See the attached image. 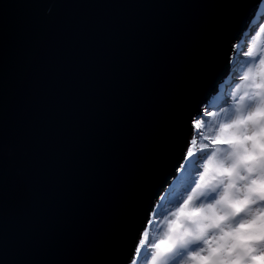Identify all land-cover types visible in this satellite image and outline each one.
Listing matches in <instances>:
<instances>
[{"label": "water", "instance_id": "1", "mask_svg": "<svg viewBox=\"0 0 264 264\" xmlns=\"http://www.w3.org/2000/svg\"><path fill=\"white\" fill-rule=\"evenodd\" d=\"M261 0H0V264H129Z\"/></svg>", "mask_w": 264, "mask_h": 264}, {"label": "clouds", "instance_id": "2", "mask_svg": "<svg viewBox=\"0 0 264 264\" xmlns=\"http://www.w3.org/2000/svg\"><path fill=\"white\" fill-rule=\"evenodd\" d=\"M251 70L264 82V63ZM207 131L229 143L206 157L196 186L165 217L167 231L199 242L180 264H264V101Z\"/></svg>", "mask_w": 264, "mask_h": 264}, {"label": "rangeland", "instance_id": "3", "mask_svg": "<svg viewBox=\"0 0 264 264\" xmlns=\"http://www.w3.org/2000/svg\"><path fill=\"white\" fill-rule=\"evenodd\" d=\"M263 1L264 0H261V2ZM252 16L254 17V15ZM255 19H256L255 23L251 24L249 28L244 30L242 37H240L239 39L238 46L236 43L234 47V49L237 47L242 49L239 53L240 57H242L243 52L248 51L249 48H251L253 53L256 54L257 56L261 53V50H264V7L261 13L257 15V18ZM252 21L253 20H251V22ZM234 53L236 52L234 51ZM238 58L239 57L237 56V54H235L231 63L230 72L228 74L229 75L228 80L230 83H228L225 87L221 88V93H220L221 95L227 94L228 97H230V94L232 93L233 90L232 84L239 75H243V71L239 72V74L236 75L235 77L232 74L233 71L235 70L234 65ZM245 59L252 60V58H245ZM258 66H259V60L257 59L254 61L253 67L258 68ZM243 90H244V84L243 86H241L239 93L242 94ZM216 101L210 99L206 104H204L201 107V112L198 115V118L197 117L194 118L192 122V126H193L192 136L194 137V139H198L199 143L192 144L191 146L189 144V147L184 157L185 159L182 162V166L178 169L179 171L177 172V175L174 178L173 181L174 185L172 186V189H170L169 194H167L166 196L160 199L158 211L156 214H154V217L151 220L152 223H149V221L147 223L149 226V231L140 238V241L142 239L145 241V244L142 247L141 254L140 256L134 255L133 259L130 262L131 264H133V261H135V264H150V259H151L150 253L153 250L150 249L148 245L150 243H155L157 240L163 237L164 233L167 231V224H168V221L165 219V216H167L169 220L173 218L170 215V212L173 211L174 208L178 206L180 202H182L183 198L186 196L188 192L191 191V187L194 185L195 180L198 178L196 174V169L199 168L200 170H202L201 167L202 163L204 159H206V153L201 152V145L207 143V141H205L203 137L209 135L207 131L209 127L215 128L219 123V120L216 116H212V117L207 116V113L209 111L212 112L218 111V108L216 107ZM229 104H232L230 100H229ZM197 120L202 121V125H196L195 122ZM189 150H191L194 153V155L186 159ZM197 159L199 160L197 161ZM210 196L211 194L208 197ZM140 241L137 246L140 245ZM198 246H199V242H190L186 246H177L171 252L161 256L158 261V264H180V261L183 259L186 252Z\"/></svg>", "mask_w": 264, "mask_h": 264}, {"label": "snow or ice", "instance_id": "4", "mask_svg": "<svg viewBox=\"0 0 264 264\" xmlns=\"http://www.w3.org/2000/svg\"><path fill=\"white\" fill-rule=\"evenodd\" d=\"M242 49L237 47L234 49L237 56L239 57L234 65L233 76L239 74V72L243 71V75L240 76V80L246 82L244 84V90L242 94L237 97V93L233 91L231 96L235 98L234 103L229 104V97L227 94H222L221 96L217 97L216 107L218 108L217 112L209 111L207 113L208 117L216 116L221 121H229L232 119V116L237 112H248L254 106L261 104L264 101V91H260L259 89H264V82L260 81V77L258 74H254L252 72L253 64L255 60H259V64L264 63V50H261V53L257 56L253 53L252 49L249 48L248 51L243 52V56L240 57L239 53ZM245 58H252V60L245 59ZM236 89L241 88L240 83L235 84ZM256 88L257 91H251V89ZM196 125H202V121L197 120ZM203 139L207 141L201 145V152L206 153V157L215 151L217 148H222L223 146L227 145L229 141L227 139L223 140H216L210 136H204ZM215 149V150H213ZM194 153L189 150L187 157H192ZM205 160V159H204ZM202 170L199 168L196 169L197 179L195 180L194 185L191 187V190L197 184V180L200 178ZM206 178V177H205ZM203 183V181H201ZM191 192V191H190ZM188 192L186 196L190 193ZM186 196L183 198L185 199ZM183 201V200H182ZM181 203V202H180ZM179 203V204H180ZM167 217V216H165ZM149 223H152L150 220ZM168 228V225H167ZM190 243V239L188 236L182 235L178 231L169 232L166 231L163 237L157 240L155 243H150L148 247L152 249L150 256V264H158V261L161 256L171 252L177 246H186ZM145 241L142 239L140 241V245L135 249V255L140 256L142 247L144 246ZM135 264V261H133Z\"/></svg>", "mask_w": 264, "mask_h": 264}, {"label": "bare ground", "instance_id": "5", "mask_svg": "<svg viewBox=\"0 0 264 264\" xmlns=\"http://www.w3.org/2000/svg\"><path fill=\"white\" fill-rule=\"evenodd\" d=\"M259 4H260V5H259ZM259 4H258L259 6H257L258 8H256V10H255V12H254V14H253L254 17L252 16L253 19L251 18V20H253V21L251 22V20H250L249 23L247 24L246 28H249V27L251 26V24H254L255 21H256L255 18H257V15H259V14L261 13V11H262V9H263V7H264V1H263V2H260ZM261 7H262V8H261ZM241 37H242V36H241ZM238 42H239V41H238ZM238 42H237V46H238ZM235 45H236V44H235ZM235 54H236V53H233V54H232V60H233ZM231 63H232V61H231ZM240 76H242V75H239V76L235 79L234 83L232 84V87H233L232 92L235 91V92L237 93V96L240 94L239 92H240V89H241V88H240V89H236L235 84H236V83H240L241 86H243V84L246 83V82L240 80V78H239ZM228 77H229V75H227V76L225 77L224 81H222V82L219 84V89L217 90V93H216L215 95H212L211 99H212L213 101H216V100H217V97H218V96H221V94H220V93H221V88L225 87L228 83H230L229 80H228ZM229 100H230L232 103H234L235 98L232 97L231 94H230ZM193 135H194V134H193ZM196 143H199V140H198V139H194V137L192 136V138H191L190 141H189L190 146H191L192 144H196ZM184 159H185V158H184ZM184 159H183V160H184ZM198 160H199V159H197V161H198ZM182 162H183V161H182ZM182 162H181V166H182ZM193 163H194V162H193ZM181 166H180V167H181ZM180 167H179V168H180ZM178 171H179V170H178ZM174 178H175V177H174ZM174 178H173V180L167 185V187L164 189L163 193L159 196V199L157 200V202H156V204H155V206H154V208H153V210H152V212H151V215H150L149 221L152 220V218L154 217V214L157 213L160 199L163 198L164 196H166L167 194H169L170 189H172V186L174 185V182H173V181H174ZM208 198L211 199L212 197L210 196V197H208ZM148 231H149V226H148V224H147L146 227H145V229H144V231H143V233H142V236H143L144 234H146ZM129 264H131V263H129Z\"/></svg>", "mask_w": 264, "mask_h": 264}]
</instances>
